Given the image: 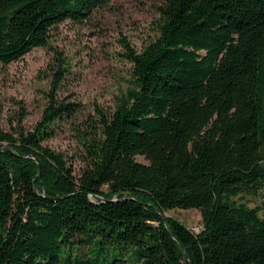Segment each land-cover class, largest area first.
Here are the masks:
<instances>
[{
    "label": "trees",
    "instance_id": "trees-1",
    "mask_svg": "<svg viewBox=\"0 0 264 264\" xmlns=\"http://www.w3.org/2000/svg\"><path fill=\"white\" fill-rule=\"evenodd\" d=\"M112 1L0 0V65ZM158 12L159 36L125 47L131 87L77 130L79 175L43 144L77 112L57 97L62 70L33 131L0 130V264H264V202L244 200L264 193V0Z\"/></svg>",
    "mask_w": 264,
    "mask_h": 264
},
{
    "label": "rangeland",
    "instance_id": "rangeland-1",
    "mask_svg": "<svg viewBox=\"0 0 264 264\" xmlns=\"http://www.w3.org/2000/svg\"><path fill=\"white\" fill-rule=\"evenodd\" d=\"M162 0H113L88 20H67L50 32L47 46L7 66L0 65V130L18 136L33 131L48 103L55 80L59 100L76 104L74 116L55 124L43 144L65 156L79 175L85 164L78 128L101 112H112L132 85L133 65L126 59V45L141 51L159 36ZM139 162L147 163L141 156ZM250 207L262 205L264 193L244 198ZM173 217L193 231L202 225L198 210H170ZM87 253V248L83 249Z\"/></svg>",
    "mask_w": 264,
    "mask_h": 264
},
{
    "label": "water",
    "instance_id": "water-1",
    "mask_svg": "<svg viewBox=\"0 0 264 264\" xmlns=\"http://www.w3.org/2000/svg\"><path fill=\"white\" fill-rule=\"evenodd\" d=\"M1 147H5L6 149H9V147L8 146H5V145L4 146H1Z\"/></svg>",
    "mask_w": 264,
    "mask_h": 264
}]
</instances>
